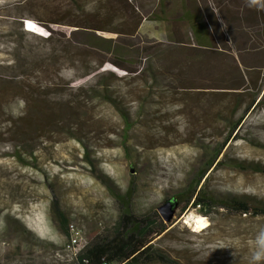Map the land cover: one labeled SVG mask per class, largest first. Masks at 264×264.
<instances>
[{
	"label": "rangeland",
	"instance_id": "rangeland-1",
	"mask_svg": "<svg viewBox=\"0 0 264 264\" xmlns=\"http://www.w3.org/2000/svg\"><path fill=\"white\" fill-rule=\"evenodd\" d=\"M133 2L145 13L153 0ZM64 3L0 0V264H73L81 248L110 235L115 227L121 204L114 195L127 194L133 216L156 212L196 180L229 135L222 118L230 113L225 108L233 96L224 90H192L177 82L176 89H170L162 80L154 85L146 74H127L104 61L100 72L109 84V95L128 115L125 128L120 112L98 92L74 91L93 80L80 78L84 72L80 64L57 62L49 79L29 71L26 54L47 51L44 39L49 29L54 39L74 44L79 38L73 31H91L54 23L63 20L68 10ZM97 7V0H78V7L68 11L85 20L83 24L107 26L101 18L95 21ZM95 34L115 38L110 33ZM170 57L176 59V53ZM111 59V54L104 55L103 60ZM239 59L245 80L255 88L252 92L259 90L260 105L233 134L219 157L224 162L215 163L205 176V187L216 198L235 195L264 207V40L254 47L249 44ZM168 60L162 63L167 66ZM160 61L154 57L151 64L158 67ZM230 61L226 59L221 67H231ZM187 75L194 79L193 73ZM34 82L43 86L53 82L54 87H46L54 92H25L26 85ZM205 84L204 88L217 87ZM192 86L202 85L192 81ZM38 99L63 113L70 111L68 101L74 100L72 109L80 105L75 123L63 119L57 126H27L23 139L8 133L5 121L33 114ZM18 145L23 150L20 158L15 154ZM30 150L34 159L26 158L24 152ZM249 164L261 171L245 168ZM182 207L177 205L170 223L160 219L166 229L154 240L157 250L177 264H249L264 218L222 211L204 216L197 208ZM58 217L67 221V231ZM197 220L204 222L201 231L196 229ZM17 223L50 247H33L28 235L17 234Z\"/></svg>",
	"mask_w": 264,
	"mask_h": 264
},
{
	"label": "trees",
	"instance_id": "trees-1",
	"mask_svg": "<svg viewBox=\"0 0 264 264\" xmlns=\"http://www.w3.org/2000/svg\"><path fill=\"white\" fill-rule=\"evenodd\" d=\"M64 2L63 5L68 10L72 6L78 7V0H64ZM97 2L98 7L94 11L95 21L99 23L97 18H101L107 26L83 24L85 20L66 10L63 20L54 22L55 24L91 31L83 29L73 31V36L79 38L78 44H74L69 40L54 39V33L49 29V36L44 39V42L49 44L47 51L39 54L28 50L26 54V58L29 59L26 60L28 70L43 74L49 79L50 68L57 62L80 64L84 69L80 78H93V80L75 90L71 89L75 92H98L104 101L112 104L120 112L125 128L129 127L128 115L109 95V84L107 80H104L106 79L104 73L100 72L104 61L110 62L127 74L137 72L146 74L147 80L154 85L162 80L164 87L170 89H176L174 82H177L182 86L181 88L229 92L233 97L225 109L230 113L222 118L229 129V135L215 152L210 163L199 171L196 180L171 199L179 205L183 204L182 210L188 207L197 208L204 216L222 211L232 216L264 218V207L252 206L235 195L216 198L210 195L205 187V176L215 163L220 165L224 162L219 157L233 134L239 130L245 117L260 105L259 90L252 92L255 88H252L251 82L247 83L245 80L246 77L241 68L244 65L239 58L249 44L254 47L264 40V0H255L251 4L250 0H172L171 3L169 0L168 6L170 5L171 9L168 10L165 20L164 41L153 40L138 31L144 18L163 20L162 12L158 14L154 9L148 16V11L142 13V7L135 6L133 0H97ZM161 3L162 0H158L159 8ZM97 31L114 34L115 38L97 36L95 34ZM173 53H176V59L170 57ZM107 54H111V60H103L104 55ZM179 56H182V59L179 60ZM154 57L161 60L158 67L151 64ZM165 58L171 59L167 61H171L167 66L162 63ZM226 59H232L231 67H221V63ZM189 73H193L196 77L191 78L187 75ZM192 81H198L202 86L193 87ZM7 83L18 84L16 81ZM205 83H211L217 87L204 88ZM49 84L51 85L43 86L34 82L32 85H26L25 92H51L53 89L49 87H54V83L49 82ZM39 97L46 98V95L41 94ZM38 100L39 102L34 103L33 114H26L24 117L19 114L15 119L5 121L10 128L8 133L23 139L27 137V134L23 133L27 126L37 124L38 127L57 126L63 119L75 123L80 105L72 109L75 105L74 100L68 101L71 108L65 113L54 107H48L46 100ZM39 103H42V106ZM69 136L81 141L77 135ZM20 145L15 152L17 158H20V153L23 151L19 150ZM24 153L27 154L26 158L34 159L32 150ZM258 167V165L249 164L245 168L261 171ZM114 197L121 204L115 227L110 235L96 238L81 248L75 254L73 264H152L156 262L177 264L155 247L154 240L166 229L157 213L152 212L141 217L133 216L130 213L127 194L114 195ZM58 218L67 231V221L64 218ZM16 232L19 236L28 235L33 247H42V245L50 247L45 242L34 239L29 231L18 223Z\"/></svg>",
	"mask_w": 264,
	"mask_h": 264
},
{
	"label": "crops",
	"instance_id": "crops-1",
	"mask_svg": "<svg viewBox=\"0 0 264 264\" xmlns=\"http://www.w3.org/2000/svg\"><path fill=\"white\" fill-rule=\"evenodd\" d=\"M169 0H162V3L160 5V8L158 7V0H153V4L151 5V8L148 11V16L152 12V10H156V12L159 14V12H162V18L163 20H149L147 18H144L139 26V33L142 35H146L147 37L156 40V41H164L165 35H166V19H167V12L170 10V5L168 6ZM172 0H170L169 3H171Z\"/></svg>",
	"mask_w": 264,
	"mask_h": 264
},
{
	"label": "clouds",
	"instance_id": "clouds-1",
	"mask_svg": "<svg viewBox=\"0 0 264 264\" xmlns=\"http://www.w3.org/2000/svg\"><path fill=\"white\" fill-rule=\"evenodd\" d=\"M255 0H250V4ZM25 29L27 30L26 26ZM249 264H264V227H260L253 240Z\"/></svg>",
	"mask_w": 264,
	"mask_h": 264
},
{
	"label": "water",
	"instance_id": "water-1",
	"mask_svg": "<svg viewBox=\"0 0 264 264\" xmlns=\"http://www.w3.org/2000/svg\"><path fill=\"white\" fill-rule=\"evenodd\" d=\"M177 205L178 204L174 199H169L156 208V212L164 224H168L172 221Z\"/></svg>",
	"mask_w": 264,
	"mask_h": 264
},
{
	"label": "bare ground",
	"instance_id": "bare-ground-1",
	"mask_svg": "<svg viewBox=\"0 0 264 264\" xmlns=\"http://www.w3.org/2000/svg\"><path fill=\"white\" fill-rule=\"evenodd\" d=\"M195 224H196L197 231H201L204 228V226H203L204 225V222L201 221V220H199V221L197 220V222Z\"/></svg>",
	"mask_w": 264,
	"mask_h": 264
},
{
	"label": "built area",
	"instance_id": "built-area-1",
	"mask_svg": "<svg viewBox=\"0 0 264 264\" xmlns=\"http://www.w3.org/2000/svg\"><path fill=\"white\" fill-rule=\"evenodd\" d=\"M75 244H76V240L75 239H72L71 240V247L73 248Z\"/></svg>",
	"mask_w": 264,
	"mask_h": 264
}]
</instances>
